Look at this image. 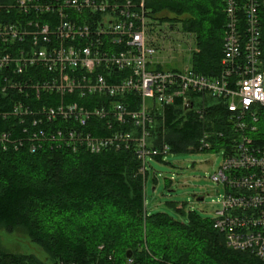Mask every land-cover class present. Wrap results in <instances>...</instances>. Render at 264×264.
Returning a JSON list of instances; mask_svg holds the SVG:
<instances>
[{
	"label": "built area",
	"instance_id": "1",
	"mask_svg": "<svg viewBox=\"0 0 264 264\" xmlns=\"http://www.w3.org/2000/svg\"><path fill=\"white\" fill-rule=\"evenodd\" d=\"M262 5L225 0L222 68L210 77L154 58L146 0H0V93H12L0 100V146L134 150L147 179L149 159L176 154L157 133L179 102L202 124L194 148L223 149L214 228L264 261ZM214 105L224 129L211 126Z\"/></svg>",
	"mask_w": 264,
	"mask_h": 264
},
{
	"label": "trees",
	"instance_id": "2",
	"mask_svg": "<svg viewBox=\"0 0 264 264\" xmlns=\"http://www.w3.org/2000/svg\"><path fill=\"white\" fill-rule=\"evenodd\" d=\"M146 6L152 19L180 23L195 37V71L219 75L225 0H146ZM259 10L264 68V5ZM11 94L0 93V100ZM226 116L225 109L212 106V128L224 129ZM166 120L159 139L164 136L176 154L198 151L202 124L193 111L177 102L167 109ZM0 125L6 127L1 117ZM139 168L134 150L96 154L85 148L31 152L26 146H0V231L26 233L44 256L10 252L0 240V264H264L249 251L228 246L212 218L186 213L184 204L169 202L185 221L167 212L149 213L147 179Z\"/></svg>",
	"mask_w": 264,
	"mask_h": 264
},
{
	"label": "rangeland",
	"instance_id": "3",
	"mask_svg": "<svg viewBox=\"0 0 264 264\" xmlns=\"http://www.w3.org/2000/svg\"><path fill=\"white\" fill-rule=\"evenodd\" d=\"M152 35L158 46L155 59L163 68L183 70L192 67V54L189 44L196 48L195 37L184 33L180 23L154 20L149 16ZM191 38L190 41H188ZM223 149L189 151L168 155V162L149 159L146 181V207L149 213L167 212L176 219L187 220L169 202L184 204L185 212L197 211L203 218H213L218 207L217 200L225 192L224 184L214 181L211 176L218 172L223 162ZM204 200H200V198ZM2 246L10 252L30 254L41 257L43 250L21 231L8 233L0 231Z\"/></svg>",
	"mask_w": 264,
	"mask_h": 264
},
{
	"label": "water",
	"instance_id": "4",
	"mask_svg": "<svg viewBox=\"0 0 264 264\" xmlns=\"http://www.w3.org/2000/svg\"><path fill=\"white\" fill-rule=\"evenodd\" d=\"M200 200H204V198L202 197V198H200ZM128 256L130 257V256H131V254L129 253V254H128Z\"/></svg>",
	"mask_w": 264,
	"mask_h": 264
}]
</instances>
